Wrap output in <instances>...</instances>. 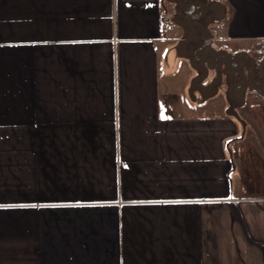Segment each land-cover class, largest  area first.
<instances>
[{"label": "crops", "instance_id": "obj_1", "mask_svg": "<svg viewBox=\"0 0 264 264\" xmlns=\"http://www.w3.org/2000/svg\"><path fill=\"white\" fill-rule=\"evenodd\" d=\"M227 3L225 39L264 40V0ZM163 10L0 0V264H264V194L230 112L179 96Z\"/></svg>", "mask_w": 264, "mask_h": 264}, {"label": "rangeland", "instance_id": "obj_2", "mask_svg": "<svg viewBox=\"0 0 264 264\" xmlns=\"http://www.w3.org/2000/svg\"><path fill=\"white\" fill-rule=\"evenodd\" d=\"M161 3L169 33L179 41L171 44L180 46L172 48L177 53L172 59L179 71L174 75L179 96L187 104L230 112L237 177L245 192L264 194V54L255 56L264 40L225 39L220 27L231 18L227 0Z\"/></svg>", "mask_w": 264, "mask_h": 264}, {"label": "trees", "instance_id": "obj_3", "mask_svg": "<svg viewBox=\"0 0 264 264\" xmlns=\"http://www.w3.org/2000/svg\"><path fill=\"white\" fill-rule=\"evenodd\" d=\"M200 1H203L205 2L206 0H200ZM208 12V11H207ZM264 54V42H262L261 46H260V49L258 50V52L255 54L256 57H259V56H263ZM261 64H257V66H255L256 69H259V66Z\"/></svg>", "mask_w": 264, "mask_h": 264}]
</instances>
